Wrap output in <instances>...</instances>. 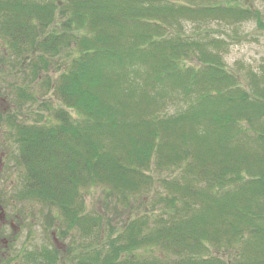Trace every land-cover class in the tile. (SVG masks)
I'll return each mask as SVG.
<instances>
[{"label":"trees","instance_id":"16d2710c","mask_svg":"<svg viewBox=\"0 0 264 264\" xmlns=\"http://www.w3.org/2000/svg\"><path fill=\"white\" fill-rule=\"evenodd\" d=\"M176 1L0 0V45L59 103L32 123L0 116L14 197L71 237L25 262L264 264V66L240 81L207 29L261 14Z\"/></svg>","mask_w":264,"mask_h":264},{"label":"rangeland","instance_id":"374dc122","mask_svg":"<svg viewBox=\"0 0 264 264\" xmlns=\"http://www.w3.org/2000/svg\"><path fill=\"white\" fill-rule=\"evenodd\" d=\"M177 2L176 0H174ZM219 1V5L227 3H236L239 7L248 8L252 11L256 10L261 14V25L255 21L253 17L249 19H238L230 22L229 18L213 21L210 24L211 29L208 32L211 36L219 37L225 41L223 57L230 71L239 75L240 81H245V77L250 72H257L261 66H264V0H181L178 2L188 3L191 6L200 7L201 5L210 4L211 2ZM223 3V4H222ZM221 16V15H220ZM186 30L189 32L192 29V24L189 22ZM3 53H6L5 60H0V116L6 117L15 115L18 122L32 123L38 116L47 117L48 111H52L58 107L59 103L53 98L51 93H42L44 87L41 84H33L28 82L30 79L25 74H29L28 70L24 71L18 67L12 56L6 50V45H0V58ZM22 69V70H21ZM28 85V86H27ZM28 88V93H34V101L18 102L16 99L17 88ZM42 91V92H41ZM50 105L51 109L45 110V104ZM45 107V108H44ZM13 137L9 124L0 121V149L6 155V172L13 179V189L9 190L8 194L13 195V199H8V215L13 219L15 227L14 242H13V264H31L25 262L24 257L32 255L38 250L50 249L55 247L58 251L65 253L70 244V236L67 238L60 237V229L48 225L46 221L47 206L36 200H21L14 197L20 190L23 171L15 165V156L17 154L16 145L13 142ZM21 172V173H20ZM4 180L0 181V190H4ZM101 195L99 191L89 190L85 194V203L87 211L94 207ZM95 208V207H94ZM101 211L100 207H97ZM21 223V225H20ZM21 230L18 231L17 228ZM4 223L0 226V234L4 236L5 232L8 237L9 231H5ZM64 241H61L60 239ZM80 241L82 246L86 241ZM4 244L1 243L2 247ZM75 251L79 250V246L74 244ZM82 251V249H80ZM61 252V253H62ZM26 256V257H27ZM61 255L57 264H69L68 260Z\"/></svg>","mask_w":264,"mask_h":264},{"label":"flooded vegetation","instance_id":"af4514ba","mask_svg":"<svg viewBox=\"0 0 264 264\" xmlns=\"http://www.w3.org/2000/svg\"><path fill=\"white\" fill-rule=\"evenodd\" d=\"M7 170V164H6V155H4V152L1 151L0 149V181L4 180V190H0V226L4 223L6 230L9 231L8 234L10 237L6 235V232L3 235L0 234V246L1 243L4 244L2 247H0V264H13L12 260L14 258L13 256V227H15L13 219L8 215V212H11L8 210V199L12 198L13 195L10 196L8 194V191L13 189V179L12 177H9L6 172L4 171ZM21 225V223H20ZM18 231L21 230L20 227L17 228Z\"/></svg>","mask_w":264,"mask_h":264}]
</instances>
